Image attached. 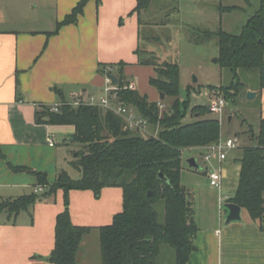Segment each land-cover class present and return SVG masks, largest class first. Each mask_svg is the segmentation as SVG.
Listing matches in <instances>:
<instances>
[{"label":"crops","instance_id":"crops-1","mask_svg":"<svg viewBox=\"0 0 264 264\" xmlns=\"http://www.w3.org/2000/svg\"><path fill=\"white\" fill-rule=\"evenodd\" d=\"M80 1L0 0V203L48 190L36 186L33 175L13 172L9 164L46 172L51 182L62 172L58 171L56 141L63 138L69 146L66 142L75 127L38 124L36 112L55 103H70L76 97L100 99L106 96L108 86L107 75L100 72L102 65L114 72L120 63L139 64L136 52L141 44V30L149 21L143 16L147 17L152 4L138 13L137 0H91L75 24L63 26L53 34L58 23ZM126 79L150 102L161 101L160 97L150 99L132 78ZM248 91L256 92L255 99L262 100L264 118V91L248 88L245 95ZM53 138L56 143L51 146ZM231 156L235 157L234 151L224 162L228 167L235 164L230 173L233 192L225 198L220 194L218 216L214 212L216 216L212 215L210 222H203L200 216L198 222L194 218L198 227L196 250L188 264H264V217L255 220L242 208L241 222L224 223L221 208L234 195L240 171L236 161H230ZM222 170L223 186L229 189V177L225 168ZM56 195L57 206L37 201L18 216L0 212V264H53L50 256L55 248L57 216L65 210L63 192ZM94 196L90 190L71 192L70 213L75 225L98 229L111 225L114 216L123 211L122 188H105L99 199ZM193 199L197 202L196 196ZM204 201L206 205L208 201ZM198 202L201 204L202 200ZM89 235L81 243L78 264H93ZM99 260L102 264L101 245Z\"/></svg>","mask_w":264,"mask_h":264},{"label":"trees","instance_id":"trees-1","mask_svg":"<svg viewBox=\"0 0 264 264\" xmlns=\"http://www.w3.org/2000/svg\"><path fill=\"white\" fill-rule=\"evenodd\" d=\"M90 1L81 0L72 13L58 23L53 34L63 26L75 24ZM153 1L137 0L135 12L148 10ZM204 34L218 40L217 62L233 74L231 86L220 88L227 100H235L248 88L264 91V0L239 35L223 30ZM136 54L139 64L154 66L156 76L150 79V84L160 94H165V98L150 102L146 95L129 89L124 77L126 64L120 63L116 65L118 101L148 120L151 131L159 126L157 136L126 129L124 119L110 110L96 106L74 107L64 101L58 113L42 107L36 112V122L75 127V133L66 144L80 148L77 160L71 165L81 177L73 179L62 171L51 182L46 172L9 164L13 172L31 174L36 186L47 188L44 198L58 191L64 194L65 210L57 216L55 248L50 256L53 264H78L81 243L93 230L73 223L69 210L71 192L90 190L99 198L105 188L114 187L122 188L124 207L114 216L111 225L98 228L102 264H160L157 260L165 246L174 250V264H188L191 258L198 227L192 209L193 197L182 185V153L218 143L222 138L221 121L206 117L211 111L196 106L192 110L195 120L185 122L190 104L189 100L180 98L179 66L142 59L140 48ZM100 70L102 74L112 75L107 66L102 65ZM242 72L254 73L256 84L242 82ZM167 98H171L170 105L163 112L159 103L164 104ZM248 134L256 144L240 149L236 159L240 166L239 180L234 195L227 202L246 209L256 220L264 217V118L258 132L249 130ZM0 155L3 156L1 149ZM160 174L167 181L160 180ZM38 199L37 194H31L2 201L0 212L18 216L29 211ZM158 202H162V221L156 207Z\"/></svg>","mask_w":264,"mask_h":264},{"label":"rangeland","instance_id":"rangeland-1","mask_svg":"<svg viewBox=\"0 0 264 264\" xmlns=\"http://www.w3.org/2000/svg\"><path fill=\"white\" fill-rule=\"evenodd\" d=\"M260 6L261 0H154L152 7L148 10L150 12H147V17L143 16V19L149 21L146 22L148 25L144 23L145 27L141 30V57L145 60H154L158 64L168 62L179 66L180 98L189 100L190 104L185 122L195 120L192 110L196 106L210 110V106L217 100L218 94L226 96V93L220 88L231 86L234 82L232 72L222 68L217 62L219 58L218 40L213 37H205L204 33H217L223 30L232 35H239L249 18L258 11ZM153 67L151 65L126 64L124 77L132 78L141 93H147L150 99L157 100L160 97L159 91L150 84V79L156 76V71L152 70ZM111 72L115 75L118 74V71ZM240 78L242 82H248L251 85L257 82L256 75L250 72H242ZM170 101L171 98L165 100L163 112L169 108ZM226 101V107L221 114L209 112L206 117H214L221 121L223 139L227 137L239 139V147L234 150L235 157L231 156L233 160L230 159L235 162L240 155L241 148L256 144L255 141L250 140L248 131L258 132L263 103L260 99L249 100L245 94H241L235 100L226 99ZM56 104L58 103L52 106ZM159 131L158 126L153 128L151 133L153 136H157ZM56 142L59 143L54 148L59 153L57 156L58 171H67L71 178L79 179L81 173L72 165L70 166L69 161L72 163L77 160V151L80 148L66 146L63 138ZM207 153V150L201 149V147L184 150L181 176L182 185L187 187L188 193L193 198L197 197V202L191 198L195 220L198 222L200 216L205 223L210 222L212 215L216 216L219 213L217 201L220 194L221 198H225L228 193L233 192V175L230 173L232 174V168L235 167V164L228 167L225 162L220 163L217 153L211 154V159L207 161L205 159ZM64 158H67V161H64ZM191 158L197 160L200 169L190 166L189 159ZM222 168H225V175L229 177L227 179V184L230 185L229 189L225 186L217 188L210 185L209 172L211 170L219 171ZM54 177L51 174V178ZM44 194L38 195V202L46 201L50 205H58L57 193L48 195L46 198H44ZM61 197L62 205L65 208L64 195ZM200 199L202 200L201 204L198 202ZM204 199L208 201L206 205L203 204L205 203ZM199 205L201 206L199 207ZM70 206L71 194L69 210ZM156 207L162 221V202H158ZM221 210L225 222L226 211L223 206ZM203 217L205 218L203 219ZM2 218L3 216H0V220ZM89 237L92 263L101 264L98 229H93ZM157 261L160 264H174V250L168 246L163 247Z\"/></svg>","mask_w":264,"mask_h":264},{"label":"built area","instance_id":"built-area-1","mask_svg":"<svg viewBox=\"0 0 264 264\" xmlns=\"http://www.w3.org/2000/svg\"><path fill=\"white\" fill-rule=\"evenodd\" d=\"M109 71L111 69H108ZM107 88L106 96L97 99L95 97H90L88 100H83L80 97L74 98L70 103H67L74 107L79 106H96L101 107L106 110L114 112L116 115L124 119L126 123V129L134 132L141 133L143 135H152L149 131L148 120L141 117L134 109L131 107L125 106L123 103L119 102L118 95L116 93L117 86L112 84L111 79L107 75ZM129 89L134 90L135 85L130 83L128 86ZM226 98L224 96L217 95V100H215L211 106L210 111L213 114H221L226 107ZM63 106V103H58L55 106L50 108L51 111L58 113ZM161 110L164 109V104L159 103ZM55 139H50V145H55ZM239 147V139L237 137L230 138H221L218 143L210 145L209 147H204L207 150L205 159L209 161L211 159V154L217 153V158L220 163L226 161L229 157V153L236 150ZM210 185L213 187L220 188L223 186V170L219 171L211 170L209 172Z\"/></svg>","mask_w":264,"mask_h":264},{"label":"water","instance_id":"water-1","mask_svg":"<svg viewBox=\"0 0 264 264\" xmlns=\"http://www.w3.org/2000/svg\"><path fill=\"white\" fill-rule=\"evenodd\" d=\"M109 78L111 79L112 84L114 86L118 85L119 79H118L117 76L109 75ZM246 95H247V99H249V100H253L257 96L256 92H254V91H248L246 93ZM164 98H165V94L161 93L160 94V99L163 101ZM198 116H199V114H196V117H198ZM189 164L194 169H200L201 168L195 158L189 159ZM159 179L163 180V181H167V179L165 178V176L163 174L159 175ZM151 195H152V193H149V196H151ZM223 209L226 211V217H225V222H224L225 225H229L231 223H237V222H241L242 221L243 209L240 206H238V205H236L234 203H225L223 205ZM193 250H196V249L194 248Z\"/></svg>","mask_w":264,"mask_h":264}]
</instances>
